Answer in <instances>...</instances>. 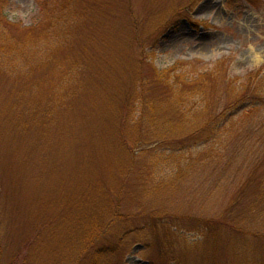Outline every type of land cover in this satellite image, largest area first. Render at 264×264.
<instances>
[{
	"label": "rangeland",
	"instance_id": "1",
	"mask_svg": "<svg viewBox=\"0 0 264 264\" xmlns=\"http://www.w3.org/2000/svg\"><path fill=\"white\" fill-rule=\"evenodd\" d=\"M3 45L12 47L0 48V264H90V246L82 251L94 237L114 245L129 228L137 233L101 261L264 264L263 166L252 152L264 145L242 169L243 152L223 171L200 165L158 191L130 158L138 120L140 134L150 118L159 133L179 120L153 83L142 116L141 77L198 61L219 71L208 99L219 85L221 102L222 74L264 75V0H7ZM11 50L30 58L10 67ZM159 211L170 216L155 221Z\"/></svg>",
	"mask_w": 264,
	"mask_h": 264
},
{
	"label": "trees",
	"instance_id": "2",
	"mask_svg": "<svg viewBox=\"0 0 264 264\" xmlns=\"http://www.w3.org/2000/svg\"><path fill=\"white\" fill-rule=\"evenodd\" d=\"M6 3L7 0H0V9ZM66 9L70 13L71 5ZM62 10L63 8H59L58 12ZM10 47L12 45L0 46V48H4L5 54L8 53ZM20 50L21 48H19ZM12 54L13 57L6 62L11 64L10 67H13L20 57L24 63L27 62L26 58H30L24 50L20 54L11 50L10 56ZM188 63H175L169 68L155 70L149 80L145 76L141 77V84L134 92V98L137 100L143 116L144 111L154 105L153 102H150L153 101V96L147 95L144 86L151 83L159 85V88L164 89L167 94L164 95L165 99L162 103L179 118L177 129L173 132H157L154 127L155 120L150 118L149 123L153 129L150 128V131L145 130V134H140L143 122L138 120L137 124L135 123V126L138 127V134L137 138L133 140L135 145L130 153L133 169L143 176V179H147L148 184L150 183L156 191L165 184L166 180L169 179L168 184H174L183 180L188 174H199L198 170L207 167V165L213 164L217 171L220 169L223 171L226 169L224 165L231 166L235 160L241 157V152H243V156L245 155V161L243 162L242 159L239 166L242 169L246 161L253 162L252 149L264 145V75L257 78L258 72H245L240 76H228L224 73L220 80V83L224 82V100L219 102L215 96L219 91L218 85L217 92L209 102L208 93L213 91L217 85L213 83L219 79L216 78L219 71L202 70L197 67L202 64L198 61L191 62L194 63V66H188ZM68 80L73 79L68 78ZM145 142L153 145L151 150L143 149ZM196 146H199L198 151L192 153ZM164 151L167 154H164ZM260 151L256 161L263 167L260 171L256 170L260 172L256 182L261 190V196L264 197V153L262 148H257L252 152L259 153ZM144 156L147 163L135 170L136 162ZM146 159L142 160L146 161ZM200 165L201 167L198 168ZM159 171L162 172L156 174ZM209 171L212 175L214 174L213 168ZM251 174L254 175V172ZM158 178L162 180L161 183L157 181ZM218 182L219 180L216 181V183ZM168 214L160 212L153 219L162 222L164 217L170 216ZM157 224L159 225V223ZM135 233L137 231L131 228L117 232L114 234V237H117L114 239L117 240V244L114 243V245L110 244L108 240H104L95 246L94 239L96 237L93 240L90 238L91 245H86L82 252L86 253V248L90 246L93 257L90 264H105L101 259L108 255H115L119 251L121 239Z\"/></svg>",
	"mask_w": 264,
	"mask_h": 264
}]
</instances>
